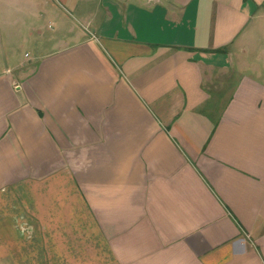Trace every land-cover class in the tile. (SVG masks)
<instances>
[{
    "label": "crops",
    "instance_id": "crops-1",
    "mask_svg": "<svg viewBox=\"0 0 264 264\" xmlns=\"http://www.w3.org/2000/svg\"><path fill=\"white\" fill-rule=\"evenodd\" d=\"M0 264H264V0H0Z\"/></svg>",
    "mask_w": 264,
    "mask_h": 264
},
{
    "label": "rangeland",
    "instance_id": "rangeland-1",
    "mask_svg": "<svg viewBox=\"0 0 264 264\" xmlns=\"http://www.w3.org/2000/svg\"><path fill=\"white\" fill-rule=\"evenodd\" d=\"M31 51H35V48L33 47V50H32V48L30 46L25 47L24 56H25V53L29 54V53H31Z\"/></svg>",
    "mask_w": 264,
    "mask_h": 264
}]
</instances>
